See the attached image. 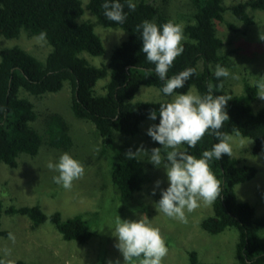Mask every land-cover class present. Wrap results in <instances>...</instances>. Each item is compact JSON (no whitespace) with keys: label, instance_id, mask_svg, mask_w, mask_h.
Listing matches in <instances>:
<instances>
[{"label":"trees","instance_id":"trees-1","mask_svg":"<svg viewBox=\"0 0 264 264\" xmlns=\"http://www.w3.org/2000/svg\"><path fill=\"white\" fill-rule=\"evenodd\" d=\"M168 1L134 0L137 8L130 11L127 0H120L127 18L123 24H118L104 16L102 4L105 0H89L87 7L95 14L97 23L127 32V38L113 50L110 62L97 66L82 55L87 52L98 56L105 52L103 41L95 32V23L77 21L84 13L82 0H0V36L17 38L22 30L30 36L46 32L45 39L52 46L44 61L19 45L0 49V163L17 166L21 154H38L44 142L43 135L31 124L37 118L34 103L21 96L20 89L39 96L58 92L68 83L74 115L95 125L102 140L100 153L108 167L111 161V195L121 200L119 203L129 202L146 183L147 167L140 155L135 159L125 156L129 149L135 152L137 148L126 141L117 143L115 133L138 134L141 124L149 119L150 110L158 112L162 104L133 101L141 86H153L162 92L165 83L156 75L155 65L148 62L141 51L143 42L136 26L145 20L158 25L170 20L176 23L163 6ZM190 2L194 12L184 27L188 40L183 42L184 52L173 62L168 78L187 68H195L196 73L176 93H187L195 86L201 96L207 93L208 82L214 88L223 82V90L214 94L228 95L233 99L228 101L226 109L230 120L224 122L221 131L232 134L233 129L239 128L240 135L253 140V152L259 153L264 148V107L257 112L253 110L252 102L257 98L255 84L246 82L243 94H233L226 90L225 78L217 80L214 76L217 64L223 67L230 64L228 57L222 54L224 43L216 27V21H224L227 8L223 0ZM248 8L264 10V0L240 1L230 7L237 19L252 24L254 18L248 13ZM229 25L234 27L232 23ZM107 76L105 92L99 93L97 84ZM154 121L159 124V116ZM45 123L49 146L62 151L74 147L70 126L61 113H49ZM218 142L214 135L206 133L194 148L185 144L183 149L196 158H202L203 151L211 150ZM164 152L166 154V150ZM209 164L221 191L212 203L213 213L202 220V228L213 235L236 228L239 235L236 264H264V238L261 235L264 216H257L255 207L249 202L239 201L235 191L237 184L256 175L257 168L227 154ZM168 186L155 193L157 201L161 199V190ZM4 212L28 216L33 227L49 220L65 240L86 243L93 235L90 221L82 214L63 218L60 211L48 215L39 205H11L5 210L0 205V236L8 233L1 223ZM4 260L11 264H28L21 259ZM190 264H200L196 250L190 251Z\"/></svg>","mask_w":264,"mask_h":264},{"label":"rangeland","instance_id":"rangeland-1","mask_svg":"<svg viewBox=\"0 0 264 264\" xmlns=\"http://www.w3.org/2000/svg\"><path fill=\"white\" fill-rule=\"evenodd\" d=\"M82 0L84 13L77 18L78 22L90 21L95 23V32L103 41L105 52L102 55H92L83 52L91 64L101 66L108 64L113 50L127 38V32L121 28L104 27L97 23L87 3ZM240 1L223 0L227 8L224 21H216L217 32L223 40L222 54L228 57L225 66L230 73L239 76L225 80V88L233 94H243L245 83L255 84L259 77L264 76V40L260 39L264 32V10L248 8L254 23L247 24L236 18L230 7ZM166 12L176 23L185 25L190 22L194 12L190 0H169L163 5ZM232 23L234 27H231ZM39 35L30 36L25 30L17 38L0 36V49L19 45L39 60L44 61L52 46ZM232 63V64H231ZM109 76L100 79L97 91L104 93V85ZM198 94L195 86L190 89ZM189 90V91H190ZM20 95L27 97L34 103L37 118L31 123L44 137V142L36 155L21 154L17 166L0 163V205L3 210L9 206L16 207L39 205L50 215L60 211L63 218L77 214L84 215L91 223L93 235L86 243L76 240H65L59 230L49 220L40 226L33 227L30 218L20 213H3L2 228L8 231L0 236V257L2 259H21L28 264H109V261H120L124 264V257L115 247L118 238L115 234V217L120 215L122 220H139L145 216L152 227L158 228L165 244L169 249L162 264H190V251L198 252L200 264H236V244L238 230L226 229L213 235L205 231L202 220L213 213L212 204H205L198 200L199 207L192 213H187L188 223H181L177 219L169 218L159 213L155 207L158 201L153 195L163 186L169 184L163 163L155 166L150 163L151 149L162 147L147 134L148 128L155 124L147 119L141 124L136 135H124L116 132L117 143L126 141L137 149L143 147L139 155L147 167V181L127 203H119V199L110 193L111 161L108 163L101 155V137L92 122L77 118L72 110L71 89L68 83L55 93L44 95L29 94L20 89ZM199 95V94H198ZM173 96L163 94L158 88L143 85L136 93L133 101L171 102ZM255 112L264 107V100L256 98L252 102ZM51 112L61 113L70 126V133L74 140V147L69 151H62L49 146L46 116ZM232 156L241 159L243 163L257 168L256 175L248 181L235 186L239 201L249 202L255 207L257 216H264V148L259 153L253 152L254 142L248 137L231 134ZM183 149V145L181 146ZM68 152L85 168L82 178L75 180L70 190L53 182V176L58 172L48 168L49 162L55 164L59 156ZM161 156L166 157L164 149ZM110 180V182H109ZM161 181L160 187L156 182ZM9 233L14 234L15 242L10 240ZM264 238V229L261 230Z\"/></svg>","mask_w":264,"mask_h":264},{"label":"clouds","instance_id":"clouds-1","mask_svg":"<svg viewBox=\"0 0 264 264\" xmlns=\"http://www.w3.org/2000/svg\"><path fill=\"white\" fill-rule=\"evenodd\" d=\"M124 7L120 0H105L102 4L104 16L118 24H123L127 18ZM127 7L135 11L137 4L134 0H127ZM136 31L140 32L143 42L141 51L147 61L155 65L159 79L165 82L162 92L173 96L171 102L159 105L158 112L155 109L149 112V119L156 120L159 116L160 122L151 125L147 134L162 146L151 149L149 162L155 166L163 163L169 181V186L161 190V199L155 203V207L159 213L187 224L186 212L195 211L200 206L198 200L211 205L220 195V184L211 172L209 162L213 159L221 160L225 154L232 156L233 136L221 131V128L225 121L230 120L226 109L228 101L233 98L214 94L223 90V82L215 88L208 82L207 93L203 96L193 94L191 90L176 93L196 73L195 68H187L168 78L173 62L184 52L183 42L188 40L182 24L170 20L158 25L145 20L136 26ZM45 37L46 32H41L38 39L43 40ZM260 39L264 40V32H261ZM214 76L217 80L229 77L239 79L238 75L230 73L229 69L220 64L215 66ZM255 87L256 96L264 100V76L255 81ZM233 132L236 136L240 135L239 128L233 129ZM206 133L214 135L219 142L211 150L203 151L202 158L188 154L186 149L181 150L185 144L194 148ZM162 148L166 150V157L161 156ZM142 151H145L142 146L135 152L129 149L125 156L135 159ZM48 168L58 172V175L53 176V182L65 190H70L73 182L85 174L84 166L68 152L62 153L57 163L49 162ZM161 183L157 181L156 187L159 188ZM114 236L118 238L115 247L123 255L124 264H162L169 252L160 230L152 227L145 216L139 220H122L117 215ZM8 238L15 242L14 234L9 233ZM0 264L11 262L0 259ZM109 264H120V261H109Z\"/></svg>","mask_w":264,"mask_h":264}]
</instances>
